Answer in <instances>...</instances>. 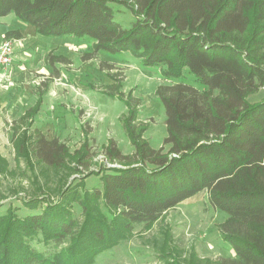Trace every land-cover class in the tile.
Returning <instances> with one entry per match:
<instances>
[{"label": "trees", "instance_id": "16d2710c", "mask_svg": "<svg viewBox=\"0 0 264 264\" xmlns=\"http://www.w3.org/2000/svg\"><path fill=\"white\" fill-rule=\"evenodd\" d=\"M112 3L132 13L130 28ZM11 13L45 36L88 38L89 58L128 51L175 81L156 92L168 150L146 140L141 102L130 94L124 129L135 152L125 155L111 142L109 161L120 165L103 167L98 185L58 191L46 204L25 201L32 209L25 215L0 210V264H91L136 225L159 221L203 190L227 215L220 230L235 256L201 260L193 252L175 264H264V98L248 99L264 87V0H0V17ZM5 36L23 38L13 30ZM33 137L27 159L66 166L65 143L39 131ZM9 172L0 156V177Z\"/></svg>", "mask_w": 264, "mask_h": 264}, {"label": "rangeland", "instance_id": "374dc122", "mask_svg": "<svg viewBox=\"0 0 264 264\" xmlns=\"http://www.w3.org/2000/svg\"><path fill=\"white\" fill-rule=\"evenodd\" d=\"M112 4L117 20L130 28L135 19L132 13L121 4ZM5 21L23 38H9L16 44L15 53L10 67L0 71V156L10 167L0 177V195L7 196L0 197L1 211L12 206L25 215L32 210L25 201L40 198L38 203L43 204L45 198L56 200L58 191L98 185L103 167L120 165L109 161L111 142L123 154H133L135 148L124 129L130 94L141 102L139 119L147 126L146 140L154 148L168 150L166 109L156 92L160 84L175 80L165 79L160 67H146L128 51L89 58L94 48L88 38L42 35L14 13ZM188 76L192 85L204 87L193 74ZM40 88L46 90L39 94ZM262 98L264 87L248 99L255 103ZM36 131L67 145L71 155L65 167H47L27 159ZM226 216L213 207L208 191L203 190L165 212L159 221L136 225L91 264L185 263L193 252L201 260L234 257V246L220 230Z\"/></svg>", "mask_w": 264, "mask_h": 264}, {"label": "built area", "instance_id": "2783aa9c", "mask_svg": "<svg viewBox=\"0 0 264 264\" xmlns=\"http://www.w3.org/2000/svg\"><path fill=\"white\" fill-rule=\"evenodd\" d=\"M15 45L11 39L0 40V71L10 67L15 53Z\"/></svg>", "mask_w": 264, "mask_h": 264}, {"label": "crops", "instance_id": "0c3cea01", "mask_svg": "<svg viewBox=\"0 0 264 264\" xmlns=\"http://www.w3.org/2000/svg\"><path fill=\"white\" fill-rule=\"evenodd\" d=\"M8 15H10V14H8ZM6 18H8V16L0 17V40L5 39L6 38L5 34L7 32H9V30L13 29V28H10L9 23L5 21ZM31 28H33V27L31 26ZM34 28H33V30H35Z\"/></svg>", "mask_w": 264, "mask_h": 264}]
</instances>
